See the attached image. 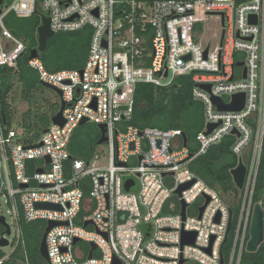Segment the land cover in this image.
<instances>
[{
  "label": "built area",
  "instance_id": "1",
  "mask_svg": "<svg viewBox=\"0 0 264 264\" xmlns=\"http://www.w3.org/2000/svg\"><path fill=\"white\" fill-rule=\"evenodd\" d=\"M36 13L54 34L89 29L88 55L81 70L51 72L39 57L28 60L39 84L60 91L64 103V124L50 123L32 146L0 111V218L10 229L7 235L2 226L0 240L7 246L4 207L16 226L15 245L0 253V264H31L22 222L57 223L45 238L49 264H220L230 205L190 165L227 137L246 168L227 262L240 264L264 152V0H2L0 67L15 69L25 52L5 19ZM178 78H189L191 99L202 109L195 150L188 139L184 146L181 129L128 125L138 85L164 89ZM237 94H244L240 111L212 103L228 105ZM83 120L104 126L106 141L98 146L107 147L106 162L97 148L89 159L72 160L71 138ZM208 125L215 126L209 133ZM128 180L135 190H124ZM192 181L180 197L175 193ZM261 199L263 208L264 193ZM182 232L195 233L193 245H182Z\"/></svg>",
  "mask_w": 264,
  "mask_h": 264
},
{
  "label": "trees",
  "instance_id": "2",
  "mask_svg": "<svg viewBox=\"0 0 264 264\" xmlns=\"http://www.w3.org/2000/svg\"><path fill=\"white\" fill-rule=\"evenodd\" d=\"M42 16V14H37L29 19L20 20L14 15H9L5 19L7 29L25 45V52L17 60L15 69L0 67V111L7 121L13 115L12 107L8 101V96L13 88V81H17L21 85L22 95L28 103H31L32 92L41 86L37 74L28 67V60L29 53L38 45L37 28L41 25L40 18ZM89 37V29L75 33H55L47 41L45 51L39 55V58L45 68L51 72L81 70L87 60ZM190 91L189 78H178L175 84L164 89L138 85L135 92V107L128 125L139 130L145 128L181 129L188 141L194 139L196 134L203 129V120L201 105L191 99ZM59 107L60 104L48 106L44 111L37 108L34 109V113L31 112V108H28L24 113L26 119L22 121L23 136L21 142L27 146L35 144L42 132L50 126L51 118L58 112ZM80 129L81 126L77 127L71 138L70 153L72 160L75 156H83L85 159H89L98 147L99 136L86 142L77 134ZM231 141L230 137L223 139L220 144L210 148L205 155L198 157L190 165V170L198 178L211 187L219 188L222 193L229 196V205L233 216L227 242L221 247L225 264L229 260L241 200V194L236 196L232 192L236 187L230 171L237 166L238 158L230 152ZM263 193L264 152L252 203L261 202ZM35 224L38 223H21L30 263L46 264L38 250L46 225L43 222L38 226ZM240 264H264V243L255 253L243 251Z\"/></svg>",
  "mask_w": 264,
  "mask_h": 264
},
{
  "label": "water",
  "instance_id": "3",
  "mask_svg": "<svg viewBox=\"0 0 264 264\" xmlns=\"http://www.w3.org/2000/svg\"><path fill=\"white\" fill-rule=\"evenodd\" d=\"M1 3H2V0H0V4ZM35 15H37V13ZM40 21H41V25L37 28V43H38V45L35 49H33L29 53V60L34 59V58H38L39 55L45 51V48L47 46V41L54 36V33L50 30V27H49V19L45 16H42L40 18ZM251 22L255 23L254 18L251 19ZM237 66H241V64H238ZM244 77H245V74H243V78ZM43 87L54 91L59 96V98H61V92L58 91L57 89H55L49 85H43ZM199 88L206 90L207 92H209V90H210L209 85H199ZM212 103L214 104V106L219 111H222V112L240 111L243 108V104H244V94L234 95L232 97V102L228 105L223 104L219 98H212ZM123 109H125V108H123ZM63 110H64V103L60 102V108H59L58 112L51 118V121H50L51 124L58 125V126H62L64 124V120L62 117ZM2 118H3V122H6L5 117L3 116ZM86 123H87V121L83 120L80 122L79 125L82 126ZM214 127H215L214 125H208L207 126V133H209ZM98 128H99V132H100V138L97 141V145H101L106 141V139L104 137L105 130H104V126H102V125H99ZM182 139H183V144L185 146L187 137L184 133L182 134ZM230 175L232 177V180H233L235 187L239 190H242L245 175H246V168L242 164L241 161H238L237 166L230 171ZM193 183H194V181L180 186L176 190L175 193L180 197L181 192L183 190L189 188ZM134 186H135V181L134 180H128L124 184V190L129 191L130 188H132ZM21 187L24 188L25 185H21ZM218 191H219L221 197L224 199V201L227 202L228 198L226 197V195L224 193H222L220 189H218ZM208 201H209L208 198H205L204 205L199 209V217L201 216V214H202L206 204L208 203ZM180 204H181V216H182V218H184V212H185L186 205L182 201L180 202ZM36 208L57 209L56 206H53L50 204H36ZM232 216H233V213L230 210L229 211V221H228V226H227V231H226V237L223 241V245L227 242V237H228L229 232L231 230ZM216 221H218V217L216 218ZM56 224L57 223H54V222H47L46 227L44 229V232L42 234L40 243H39V247H38L39 254H40L41 258L46 262V264H49V263H48V257H47L46 247H45V238H46V234L48 233V231L53 226H55ZM0 225H2L5 228V233L8 235L10 233V229H9V226L5 223L3 217L0 218ZM194 239H195V233L194 232H182V235H181L182 245H184V244L193 245ZM78 241L79 240L76 239L74 241V244H76ZM263 242H264V210L260 204H255L253 206L251 223H250V227H249V239L247 241L245 251L247 253H255ZM7 244H8V242L6 240H0V246L1 247H5V246H7ZM211 244H212V241H211ZM90 248H91V251H90L88 258H91V256H92L91 253L95 249V245L90 244ZM207 252L208 253L210 252V248L207 250ZM183 263H184V260L181 259L179 264H183ZM220 264H224V258H223L222 254L220 256Z\"/></svg>",
  "mask_w": 264,
  "mask_h": 264
},
{
  "label": "rangeland",
  "instance_id": "4",
  "mask_svg": "<svg viewBox=\"0 0 264 264\" xmlns=\"http://www.w3.org/2000/svg\"><path fill=\"white\" fill-rule=\"evenodd\" d=\"M215 22H216L215 29L219 31L220 26L218 23V19H216ZM21 90H22L21 85L17 81H13L12 92L8 96V101L13 111L12 118L8 119V123H10V126L13 130L23 129L22 121L26 119V116L24 113L27 111L28 108H31L32 110L31 112L34 113V109L39 108L41 111H44L45 109L48 108V106H52V105L57 106V104L59 105L61 102L59 96L54 91L43 87V85L39 86L36 90L32 92L31 103H28L27 100H25L24 96L22 95ZM77 134H79L82 140L87 142L99 136L100 132H99V128L97 125L93 123H86L81 126V129L77 131ZM188 148L190 150H195L197 148V143L195 142L194 139H190L188 141ZM95 152H96L95 155L101 161L105 160L106 162V158L108 157V151L105 145L98 146L97 151ZM136 188L137 187H134L133 190H135ZM232 192L236 194V196L240 195V190L237 188H234ZM226 197L228 198V202H229V196L226 195ZM7 210L8 209L4 207L3 213H4V216L6 217L7 223L11 224V235L8 236V239L11 243L9 246H6V247L0 246L1 254L9 253L10 250L15 245V239H16L15 237L16 236V226L14 223H12L10 215L7 214ZM263 210H264V206H263ZM36 223L38 224H35V226H38L42 222H36ZM43 224L46 225L45 222H43ZM2 230H3V227L2 225H0V233L2 232ZM25 241H26V238H25Z\"/></svg>",
  "mask_w": 264,
  "mask_h": 264
}]
</instances>
